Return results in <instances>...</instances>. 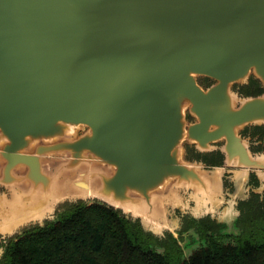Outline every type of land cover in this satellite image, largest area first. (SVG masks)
<instances>
[{
  "label": "water",
  "instance_id": "1",
  "mask_svg": "<svg viewBox=\"0 0 264 264\" xmlns=\"http://www.w3.org/2000/svg\"><path fill=\"white\" fill-rule=\"evenodd\" d=\"M251 76L264 0H0V261L80 202L186 252L175 212L201 217L207 189L179 156L186 114Z\"/></svg>",
  "mask_w": 264,
  "mask_h": 264
},
{
  "label": "flooded vegetation",
  "instance_id": "2",
  "mask_svg": "<svg viewBox=\"0 0 264 264\" xmlns=\"http://www.w3.org/2000/svg\"><path fill=\"white\" fill-rule=\"evenodd\" d=\"M198 82L205 92L217 85L209 78ZM209 108L205 121L187 112L184 152L179 153L206 178L207 188L199 201L193 199L189 204L194 211L202 208L201 217L175 212L181 223L179 239H189L187 247L194 249L189 258L213 244L237 246L240 240L264 235L263 84L253 76L237 81L211 98ZM174 241L168 235L155 246L166 250Z\"/></svg>",
  "mask_w": 264,
  "mask_h": 264
},
{
  "label": "trees",
  "instance_id": "3",
  "mask_svg": "<svg viewBox=\"0 0 264 264\" xmlns=\"http://www.w3.org/2000/svg\"><path fill=\"white\" fill-rule=\"evenodd\" d=\"M158 242L118 211L82 202L67 205L56 223L27 230L7 247L2 264H264V235L237 246L213 244L188 260L174 241L158 253Z\"/></svg>",
  "mask_w": 264,
  "mask_h": 264
},
{
  "label": "rangeland",
  "instance_id": "4",
  "mask_svg": "<svg viewBox=\"0 0 264 264\" xmlns=\"http://www.w3.org/2000/svg\"><path fill=\"white\" fill-rule=\"evenodd\" d=\"M184 244H185V250H186V252L185 251H183V256H182V259H183V257H185V254H187V256L189 257V254H190V252H192L194 249H192V248H188L187 247V244H188V242H189V239H186V240H184V241H182ZM152 248H155V250L157 251V247H158V249H162V247H160V246H155V244H151L150 245ZM181 248H182V246H181ZM161 251V250H160ZM166 250H164L162 253H164ZM188 257H185L186 259L188 258Z\"/></svg>",
  "mask_w": 264,
  "mask_h": 264
}]
</instances>
